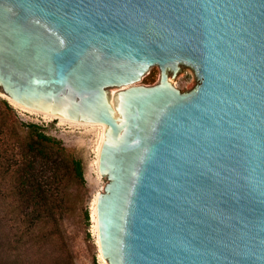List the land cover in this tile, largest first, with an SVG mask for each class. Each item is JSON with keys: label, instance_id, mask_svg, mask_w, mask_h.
Wrapping results in <instances>:
<instances>
[{"label": "water", "instance_id": "water-1", "mask_svg": "<svg viewBox=\"0 0 264 264\" xmlns=\"http://www.w3.org/2000/svg\"><path fill=\"white\" fill-rule=\"evenodd\" d=\"M0 92L106 126L107 264H264V0H0Z\"/></svg>", "mask_w": 264, "mask_h": 264}, {"label": "trees", "instance_id": "trees-1", "mask_svg": "<svg viewBox=\"0 0 264 264\" xmlns=\"http://www.w3.org/2000/svg\"><path fill=\"white\" fill-rule=\"evenodd\" d=\"M84 183L80 159L0 98V264H61L46 245L65 246L63 220Z\"/></svg>", "mask_w": 264, "mask_h": 264}, {"label": "rangeland", "instance_id": "rangeland-1", "mask_svg": "<svg viewBox=\"0 0 264 264\" xmlns=\"http://www.w3.org/2000/svg\"><path fill=\"white\" fill-rule=\"evenodd\" d=\"M159 67L154 65L143 75L139 83H154L159 75ZM172 83L182 91L191 89L197 79L193 70L186 65L180 69ZM12 105L15 116L19 121L31 122L39 125L48 135L61 141L66 151L80 159L85 183L74 197V208L63 220L65 246L55 239L47 243V257L53 259L61 255V264H107L100 257L96 229L92 219L93 200L100 191L101 175L96 169V147L100 136V127L97 125H82L61 121L57 117H47L41 113L26 111L13 105L8 98L0 94ZM68 253V261L66 260Z\"/></svg>", "mask_w": 264, "mask_h": 264}, {"label": "bare ground", "instance_id": "bare-ground-1", "mask_svg": "<svg viewBox=\"0 0 264 264\" xmlns=\"http://www.w3.org/2000/svg\"><path fill=\"white\" fill-rule=\"evenodd\" d=\"M1 95H4L6 98L9 99V101L15 105V106H18L26 111H29V112H33V113H41L43 114L44 116H47V117H57L59 118L61 121H67L69 123H74V124H82V125H97L100 127V136H99V141L97 143V147H96V154H97V159H96V169H97V172L99 174V171H98V155H99V149H100V146H101V142L104 138V132H105V129H106V126L102 125V124H96V123H90V122H86V121H80V120H72V119H69V118H66V117H63V116H59V115H56V114H52V113H49V112H45V111H40V110H36V109H32V108H28V107H25V106H22L18 103H16L15 101L11 100L8 96H6L5 94L1 93ZM96 197V196H95ZM92 219L94 221V225H95V229H96V217H95V198L93 200V208H92ZM99 245V244H98ZM100 252V250H99ZM100 257L102 258V260H104V262L106 263V260L102 257L101 253H100Z\"/></svg>", "mask_w": 264, "mask_h": 264}]
</instances>
